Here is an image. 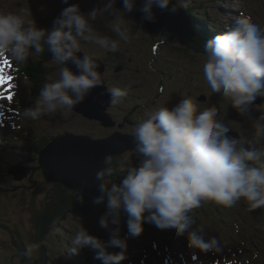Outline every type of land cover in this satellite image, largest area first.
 Masks as SVG:
<instances>
[{
	"label": "clouds",
	"instance_id": "clouds-1",
	"mask_svg": "<svg viewBox=\"0 0 264 264\" xmlns=\"http://www.w3.org/2000/svg\"><path fill=\"white\" fill-rule=\"evenodd\" d=\"M108 0L101 8L85 14L79 5L65 8L51 29L40 28L30 7L19 9L0 0V57H7L16 66H26L30 57L52 54L59 71L40 88L32 106L24 108L22 118L38 121L41 117L66 116L82 103L92 89L103 84L100 65L82 45L91 44L108 52L119 50L128 42L130 32L126 15L136 8V0H123V10ZM176 13L172 0H143L139 11L143 21L155 22L153 11ZM114 17L110 29L116 38L93 26L100 16ZM142 29L137 30V35ZM207 54L203 73L212 92L221 94L238 113L247 116L258 97H264V31L248 15H238L232 26L204 44ZM83 52L81 58L77 53ZM75 65L76 72L65 66ZM109 104L117 105L127 96L120 87L107 89ZM213 105L200 111L191 98H184L174 107H158L145 113L134 128V153L141 158L139 166L125 168L120 183L107 184L112 168L96 173L102 195L93 203L107 201V211L99 224L108 228L120 224L121 213L127 214L129 236H139L144 223L161 229H175L177 236L187 234L189 247L201 252H221V241L205 238L202 230L193 228L191 213L205 202L231 208L239 201L251 209L264 207V116L254 122V135H227L230 126L218 119ZM110 159V157L108 158ZM82 201V197H80ZM70 251L79 253L89 247L96 251L102 264H121L127 258V239L116 228L105 242L91 235L84 227L70 240ZM38 244L26 246L24 255L31 258ZM109 248H119L111 252Z\"/></svg>",
	"mask_w": 264,
	"mask_h": 264
},
{
	"label": "rangeland",
	"instance_id": "rangeland-1",
	"mask_svg": "<svg viewBox=\"0 0 264 264\" xmlns=\"http://www.w3.org/2000/svg\"><path fill=\"white\" fill-rule=\"evenodd\" d=\"M187 1L190 3L189 0ZM192 2H202L203 9L209 8L208 11L211 15L216 13L215 8L219 7L220 5L228 8L233 6L235 9H237V14L241 13V15L243 14L250 16L252 21L259 25L261 31H264V0H227L226 4L222 1L216 2L214 0H194ZM7 3L9 7L15 9L30 7L38 27L51 29L53 22L60 16L65 8L71 5H79L81 11L87 14L93 9L103 7L108 3V0H7ZM119 10L122 11L123 8ZM111 19H114V17L110 18L104 15L98 17V20L93 21L92 23L97 30L108 34L115 39L116 35L110 29ZM125 24L130 32V39L126 43L121 42L117 52L112 53L100 49L95 45L92 46L97 48L95 49L96 51L105 53L120 62L125 59L127 64L133 67V71H130L132 73L131 76L129 74L126 76V78H132L134 83H149L152 81L154 83L155 91L161 95V101L156 103L154 108H172L178 104L181 100L178 97L180 89L177 88V83L179 86L182 85V83L185 81L183 76H187L188 74H191V72H193L192 76H195V78H197L199 81V88H203L201 83L206 81L204 73L201 76L198 74V72L201 68H203V65L207 59V54L202 57L197 55L191 48H188L187 45L182 44L180 41H168L166 33L164 34L166 40L163 42H158L156 44L157 47L153 48L155 40L159 39L160 37L159 33L151 36L147 26L139 22L129 13L126 15ZM217 28H219V25H217ZM138 29H142V31H140L137 35ZM36 57L37 56H35V58ZM133 58L134 60H132ZM5 59L9 61V65L4 67V74H7L8 69H10L13 62H11L7 57H0V65L3 64ZM52 65L61 67L60 65H57L53 62L49 63V66ZM30 67L31 66H29L27 69H30ZM58 71L59 68L54 69V72L51 74V76H53ZM32 73H34V71ZM12 77L14 87V93L12 94L13 99L8 100L6 98L8 95H10V93L7 95L4 93L2 95L4 98L0 99V132L1 136L4 134L7 135L9 133L12 135L15 134V139H17V141L13 142L14 147L12 152L15 150L17 155H20L23 161H26L28 165H34L37 163L36 153L30 150V148L41 138L62 133L64 131L105 132V127H103L100 122L85 118L83 115L75 112L74 110L66 116L54 114L52 116L41 117V119L38 121L23 119L22 112L24 108L32 106L35 99H33L32 95L27 93L30 85L28 79L23 78L19 73H17V76L12 75ZM161 79L163 90L160 87ZM197 80L194 79V82L198 83ZM133 82L128 81L127 84H132ZM2 85L3 84H0V86ZM187 87L188 86L186 84H183L182 88L186 89ZM202 91L205 90L203 89ZM21 98H24L22 105L19 104ZM25 101H27L29 104H27ZM219 104L222 105L221 107H223L224 110H218V119L224 120V122L227 123L232 129L237 128V126L242 127V120L244 119L245 121L249 119H254L256 121L260 116H264V109H262V107H257L256 104L250 106V111L247 116L240 115L230 103L223 105L222 103H217L216 101L202 102V107L198 109L203 111L204 108L211 107L213 105L218 106ZM125 107V104L122 105L120 103L114 108V111L119 113ZM18 130H20L22 134L18 135ZM28 132L31 133V135ZM259 143L264 144V139H261ZM30 155L35 156H33V158H29ZM135 158L141 159L138 156ZM2 170L4 171L5 177L11 179L13 176V179L9 180L10 183H8L9 181L7 180V185L20 183L14 179V175L9 172L8 168H3ZM37 177L38 176L32 177L31 181L27 183L28 185L32 186L30 189H32L31 191L36 194L35 196H30V192H28L26 196L22 195L18 191L20 190V186L15 190L9 191L8 194H0V201H2L4 205L8 204V208L6 210L7 215H5L6 219L1 218L2 215L0 213V222L11 225L13 231L18 230L20 234L24 236L22 238L24 242L23 246L28 243L33 244L30 234L33 231L32 221L38 210L45 205L44 203H48V200L47 198L45 199V196L49 195L48 193L51 191L52 187L50 183L40 177V183L34 184L33 181L38 179ZM3 184L5 185L6 182H3ZM41 186H43V188ZM106 204L107 201H105L102 204V207H100L98 210L92 211L89 214H85V222H81V225L77 227V231L84 227L91 235L96 237L98 236V238L105 242L109 241L110 239L107 238V233L101 236L97 233V231H92L90 228L92 225H95L94 227L100 225L99 220L103 215L101 212L103 211L105 213L107 211ZM63 220L64 225H71L73 230H76V219H72L70 216H68L63 218ZM247 222L249 228L247 229V237L245 238L246 244H244L243 241L241 247L244 246L246 249L249 248V251L245 254L238 253L237 255L233 256H235V258H242V262L244 264H264V217L260 221H251L249 218ZM114 225L116 224H111L110 226ZM150 225L152 227L150 229L144 227L143 233L139 236H129L127 225H122L120 229V237L127 239V249L131 251L138 250V241H146L149 244L151 251L156 255L157 261H161V254L164 256L167 255L165 249L166 245L165 243L162 244L161 242V228H158L153 223H150ZM243 225L247 224L244 222ZM162 230L167 232L170 229ZM249 232L252 233L248 234ZM112 233L113 232L110 233L111 236ZM10 234L11 231H8L7 229H3V231L0 233V238L6 240V243L8 244L7 247H3L0 250V264H22L20 257L14 254L16 244L12 243ZM66 237L67 236L63 234V238ZM173 237H176V234L170 233V239H173ZM181 237L185 239L184 235ZM61 239L62 237L57 235V231L53 230L52 234L49 236V240L46 241V245L49 247L48 251L52 252V255L55 257L60 255V252L57 250V248L58 246L62 247L61 244L59 245ZM117 249L118 248H109V251L115 252ZM88 251L96 253V251L91 248H89ZM130 258L131 256L127 257V259ZM134 259V264H138V258ZM154 262L155 261H146V264ZM25 263L30 264V260ZM57 264L68 263L59 261ZM71 264L74 263L72 262Z\"/></svg>",
	"mask_w": 264,
	"mask_h": 264
},
{
	"label": "water",
	"instance_id": "water-1",
	"mask_svg": "<svg viewBox=\"0 0 264 264\" xmlns=\"http://www.w3.org/2000/svg\"><path fill=\"white\" fill-rule=\"evenodd\" d=\"M172 2L179 8V11L176 13L162 12L154 8L155 22L143 21V14L139 11L143 0H136V8L130 13L146 23L151 33L168 31L172 38L179 39L183 44L191 43L195 32L189 15L178 6L175 0ZM115 6L123 8V0H116ZM66 63L73 69L74 66L70 61ZM106 94L107 88L103 83L92 89L85 104L82 102L75 108L88 118L101 120L105 126L113 125L112 118L105 112L109 105V98L107 102L103 101L107 98ZM257 101L260 100L256 99L254 102ZM58 143L60 146L50 145L42 152L40 161L47 178L50 181L61 182L71 188H76L85 198L93 199L100 193L99 183L102 181L96 179V173L104 168L105 158L129 149L134 143V138L119 132L99 139H93L87 135L66 134Z\"/></svg>",
	"mask_w": 264,
	"mask_h": 264
},
{
	"label": "trees",
	"instance_id": "trees-1",
	"mask_svg": "<svg viewBox=\"0 0 264 264\" xmlns=\"http://www.w3.org/2000/svg\"><path fill=\"white\" fill-rule=\"evenodd\" d=\"M181 4L185 7L186 11L191 16V20L193 22V27L196 30V41L191 45L190 47L194 49L197 52H201V45L205 44L208 40L206 39L205 35V28H208L211 26V19L208 17L206 13H200L195 10L196 4H188V3H182ZM201 38V39H200ZM44 54L47 56H52L51 52L47 51V48H45ZM27 65H31L30 62H28ZM46 65L42 66L40 64H36V70L37 72L35 74L31 73L29 69L25 70L23 67V74L22 77H27L31 83L30 91L33 94H39L40 88L43 86V84L47 81V78H45L44 73L46 74L47 68ZM41 70V71H38ZM48 74V72H47ZM7 178L4 176L2 172H0V190H4L8 187V185H3V182H6ZM9 188V187H8ZM65 192L66 194H64ZM61 201H57L58 204L61 206V208L68 207L70 211L75 209V211L78 210H85L86 212L90 211L94 206L95 203L88 202L83 203V199H79V197L75 193H68L64 190H61ZM211 201L206 202L207 204H210ZM53 203H50L49 206H43L40 210V214L33 219V223L37 226V233H34L35 239L39 242V248L36 249L37 255L32 256L33 258L32 263L30 264H57L54 262V259L58 258L62 261L59 257H53L52 252L48 251L49 247L46 245V237L48 234L51 233L53 228L57 226V224H60V222L57 221L56 218V210L53 207ZM209 208L215 212V210L218 212H221V216L219 218L213 217L212 213L208 212ZM203 206L201 212L199 213V217L204 214L205 219L203 222L205 223L204 227H202V231L205 234V238L210 237H216L218 240L221 241V248L222 252H226L230 246L234 245V242L238 240V223L245 222L247 225H245L247 228L248 222L247 220L250 218L251 221H259L260 219L264 217V207H259L256 209H251L247 202L244 200L239 201L236 205H234L231 208L219 206L218 204L214 203L211 204L210 207ZM60 210V209H57ZM197 209H193L192 213L196 212ZM3 219L5 218V214L1 213ZM7 222V221H6ZM227 228V231L223 232V228ZM2 229H7L8 231H11L10 239L12 240V243L16 244V251L18 255L21 257L22 264H26L22 257L25 253L23 251L22 247L19 249V245H22L23 242L20 238V236L13 230L10 229L9 225L3 224L0 222V233ZM253 232V231H252ZM252 232H249L248 234H251ZM167 233L161 232V241H164L166 243V249L172 254V251L177 250L179 255V250H182L184 254L187 256L188 251H192L195 253V259L198 258L200 255V262L204 263L206 261H209L213 258H217V253H211V252H201L198 249L190 248L189 244H186L184 242L178 241L177 239H169L166 237ZM2 247L0 248V250ZM19 249V250H18ZM185 251V252H184ZM228 253V252H227ZM183 254V255H184ZM209 256L206 257V256ZM25 256V255H24ZM190 258V257H189ZM25 259H29L25 256ZM195 263L194 260L185 259L182 264H192ZM123 263V262H122ZM231 264H235L232 262Z\"/></svg>",
	"mask_w": 264,
	"mask_h": 264
},
{
	"label": "flooded vegetation",
	"instance_id": "flooded-vegetation-1",
	"mask_svg": "<svg viewBox=\"0 0 264 264\" xmlns=\"http://www.w3.org/2000/svg\"><path fill=\"white\" fill-rule=\"evenodd\" d=\"M155 102V100H147V105L150 106ZM145 109H140L139 107H135L128 113V119H125L123 123L121 124L124 129V131L134 133L135 123L137 122L138 118L142 117L144 115Z\"/></svg>",
	"mask_w": 264,
	"mask_h": 264
},
{
	"label": "snow or ice",
	"instance_id": "snow-or-ice-1",
	"mask_svg": "<svg viewBox=\"0 0 264 264\" xmlns=\"http://www.w3.org/2000/svg\"><path fill=\"white\" fill-rule=\"evenodd\" d=\"M9 65V61L8 60H4L3 61V64L0 65V84H10L11 82V77H6L4 75V67L8 66ZM4 97H0V99H2ZM8 100H12L13 99V96L12 95H8L6 97Z\"/></svg>",
	"mask_w": 264,
	"mask_h": 264
},
{
	"label": "bare ground",
	"instance_id": "bare-ground-1",
	"mask_svg": "<svg viewBox=\"0 0 264 264\" xmlns=\"http://www.w3.org/2000/svg\"><path fill=\"white\" fill-rule=\"evenodd\" d=\"M222 9H223V10H222L223 13H228V11H227L225 8H222ZM232 11L234 12L235 9H233ZM11 66H14V65L11 64ZM1 90H3V89H1ZM1 90H0V91H1ZM204 205L206 206V203H204Z\"/></svg>",
	"mask_w": 264,
	"mask_h": 264
}]
</instances>
